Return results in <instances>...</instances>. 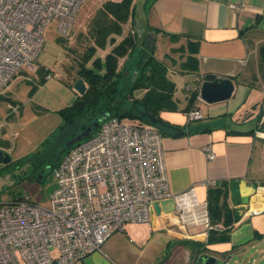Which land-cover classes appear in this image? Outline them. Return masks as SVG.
Instances as JSON below:
<instances>
[{"label": "crops", "instance_id": "obj_1", "mask_svg": "<svg viewBox=\"0 0 264 264\" xmlns=\"http://www.w3.org/2000/svg\"><path fill=\"white\" fill-rule=\"evenodd\" d=\"M230 3L239 8H231ZM145 10L138 19L128 21L125 29L133 24L146 43L148 33L152 34L154 55L164 60L167 76L175 83L173 106L159 111L163 124L148 122L162 137L169 191L172 195L191 191L198 202L207 203L209 190L218 192L219 188L233 211L234 226L227 240L208 242L206 224L187 222L176 202L167 198L157 202L148 222L126 223L122 231L107 238L102 252L73 264H197L202 252L220 258L231 254L232 258L246 251L260 254L262 261L264 0H152ZM189 55L196 58L194 70L181 66ZM128 59L126 67L130 68ZM134 72L126 69L124 76L132 81ZM177 76L188 78L180 88ZM217 77L233 80L232 95L212 103L197 101L203 118L189 124L222 118L225 123L207 131L176 134L189 125L186 113L201 83ZM187 85H191L190 91ZM209 151L214 153L212 159ZM205 181L215 183L206 185ZM250 183L257 186V192L249 204H243L239 189ZM195 210L200 211L199 207Z\"/></svg>", "mask_w": 264, "mask_h": 264}, {"label": "built area", "instance_id": "obj_2", "mask_svg": "<svg viewBox=\"0 0 264 264\" xmlns=\"http://www.w3.org/2000/svg\"><path fill=\"white\" fill-rule=\"evenodd\" d=\"M83 1L0 0V90L21 67L37 70L45 27L54 21L57 32L66 34ZM52 76L59 73L48 72L45 78ZM201 99L196 93L187 124L203 118L195 105ZM85 137L54 166L56 186L47 206L28 197L1 203L0 264H73L102 252L107 238L126 223L148 222L154 204L167 198L176 202L184 220L210 227L206 202H198L191 191L170 193L157 128L109 116ZM207 155L214 157L212 151Z\"/></svg>", "mask_w": 264, "mask_h": 264}, {"label": "trees", "instance_id": "obj_3", "mask_svg": "<svg viewBox=\"0 0 264 264\" xmlns=\"http://www.w3.org/2000/svg\"><path fill=\"white\" fill-rule=\"evenodd\" d=\"M151 1L141 2L145 8ZM138 2L139 0H105L89 18L85 29L77 31L71 45L66 46L69 30L64 35L59 34L57 41L66 47L65 52L71 59L69 63H64V72L73 77L74 83L81 79L86 88L84 93H77L73 101L59 112L63 120L60 128L72 129L70 138L81 133L106 112L120 120L122 116L139 118L136 111L138 108L150 112L157 117L158 123H162L159 111L173 106L175 83L167 76L166 63L154 55L153 46L146 47V40L139 37L133 24L125 29L128 21L137 18ZM128 57L130 68L126 67ZM195 59L189 55L181 66L194 70L197 68ZM126 69L137 72L134 82L131 77L124 76ZM40 70L44 76L51 71L38 66L37 71L41 72ZM137 88L144 90L142 95H134L133 91ZM125 103L130 106L123 111L122 104ZM141 120L149 122L147 118ZM76 143L78 142L64 148V154ZM217 190L218 192H214L211 189L208 193V242L227 240L235 221L233 211L224 202L219 188Z\"/></svg>", "mask_w": 264, "mask_h": 264}, {"label": "rangeland", "instance_id": "obj_4", "mask_svg": "<svg viewBox=\"0 0 264 264\" xmlns=\"http://www.w3.org/2000/svg\"><path fill=\"white\" fill-rule=\"evenodd\" d=\"M104 1L84 0L80 4L66 46L74 43L77 31L85 29L89 18ZM141 1L137 6L138 16L146 12ZM58 36L55 22L51 21L45 27L43 46L36 61L38 66L59 73L58 77L45 78L43 71H31L23 66L0 90V149L10 156L8 163H0V208L1 203L21 197L47 206L49 194L56 186L53 168L63 158V149L72 138V129L60 128L63 120L59 112L76 96L73 77L63 68L64 63L70 62V55L57 41ZM187 79L177 76V80H181L177 81L178 88ZM143 91L137 88L133 93L140 96ZM128 104H122L123 111ZM121 120L151 126L140 117L122 116ZM260 257V254L246 251L230 258L226 264H264Z\"/></svg>", "mask_w": 264, "mask_h": 264}, {"label": "water", "instance_id": "obj_5", "mask_svg": "<svg viewBox=\"0 0 264 264\" xmlns=\"http://www.w3.org/2000/svg\"><path fill=\"white\" fill-rule=\"evenodd\" d=\"M137 27V25H136ZM148 42L146 43L147 48H151L153 44V37L151 33L147 35ZM137 76V72L135 71L132 76V81H134ZM74 90L80 94L84 93L86 88L84 82L79 79L74 83ZM234 90V82L229 77H217L213 80H204L200 85V95L202 100L208 103L223 101L232 95ZM136 108V106H135ZM136 111L141 118H147L152 124H156L158 122L157 117L146 110L136 108ZM109 113H104L98 119L92 121L91 125L87 126L85 130L81 133L77 134L75 137H72L68 141V146L73 144L75 141H79L85 136L91 134L94 129H96L100 123L106 120L109 117ZM225 123V119H217L214 121H206L195 124H189L187 127L183 129H179L176 134H184L186 132H193L197 130L208 129L212 127L221 126ZM10 161V156L7 153H3L0 149V163H8ZM257 186L254 183L244 184V186L240 187V200L243 204H249L250 198L252 195L256 194ZM157 203L154 204V208ZM231 254L226 255L225 258H220L209 253L202 252L197 257V264H226L231 258Z\"/></svg>", "mask_w": 264, "mask_h": 264}, {"label": "flooded vegetation", "instance_id": "obj_6", "mask_svg": "<svg viewBox=\"0 0 264 264\" xmlns=\"http://www.w3.org/2000/svg\"><path fill=\"white\" fill-rule=\"evenodd\" d=\"M3 153H4V151H3Z\"/></svg>", "mask_w": 264, "mask_h": 264}]
</instances>
